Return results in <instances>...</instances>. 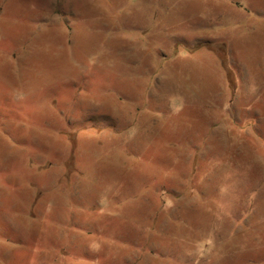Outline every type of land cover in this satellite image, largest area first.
I'll return each mask as SVG.
<instances>
[{"label": "rangeland", "instance_id": "374dc122", "mask_svg": "<svg viewBox=\"0 0 264 264\" xmlns=\"http://www.w3.org/2000/svg\"><path fill=\"white\" fill-rule=\"evenodd\" d=\"M0 264H264V0H0Z\"/></svg>", "mask_w": 264, "mask_h": 264}]
</instances>
